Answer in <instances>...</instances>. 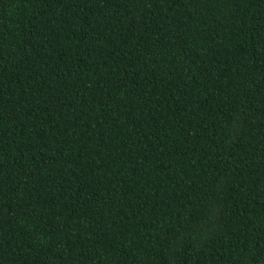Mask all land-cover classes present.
Returning a JSON list of instances; mask_svg holds the SVG:
<instances>
[{"label": "trees", "instance_id": "obj_1", "mask_svg": "<svg viewBox=\"0 0 264 264\" xmlns=\"http://www.w3.org/2000/svg\"><path fill=\"white\" fill-rule=\"evenodd\" d=\"M0 264H264V0H0Z\"/></svg>", "mask_w": 264, "mask_h": 264}]
</instances>
